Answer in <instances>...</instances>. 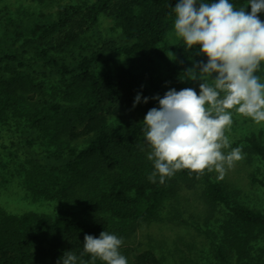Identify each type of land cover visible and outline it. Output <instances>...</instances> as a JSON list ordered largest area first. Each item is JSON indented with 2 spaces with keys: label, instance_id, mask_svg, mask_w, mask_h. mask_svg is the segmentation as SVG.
Returning a JSON list of instances; mask_svg holds the SVG:
<instances>
[{
  "label": "trees",
  "instance_id": "trees-1",
  "mask_svg": "<svg viewBox=\"0 0 264 264\" xmlns=\"http://www.w3.org/2000/svg\"><path fill=\"white\" fill-rule=\"evenodd\" d=\"M176 2L95 0L63 10L53 5L58 14L52 18L57 24L51 37L37 35L33 28L29 36L5 39L0 48V123L18 107L12 126L24 129L29 153L18 170L32 197L27 200L70 206L0 213V264H57L70 250L78 264H103L79 256L85 233L98 236L104 229L130 237L137 225L160 220L165 201L177 197L181 188L199 190L207 211H222L225 219L214 232L221 264H239L250 256L255 228L264 227V210L241 202L229 183L211 171L189 169L177 170L164 183L148 179L153 166L146 157L142 120L157 106L151 97L193 83L182 79L183 71L206 59L173 38L170 6ZM246 2L232 0L237 8ZM103 18L115 22L117 36L100 35ZM45 79L51 81L50 98L23 93L41 89ZM138 92L150 99L133 107ZM44 134L54 146L39 152L33 146ZM247 140L246 150L264 158L263 131L252 132ZM127 259L128 264H168L153 246Z\"/></svg>",
  "mask_w": 264,
  "mask_h": 264
},
{
  "label": "clouds",
  "instance_id": "clouds-1",
  "mask_svg": "<svg viewBox=\"0 0 264 264\" xmlns=\"http://www.w3.org/2000/svg\"><path fill=\"white\" fill-rule=\"evenodd\" d=\"M250 6V10L248 9ZM174 34L184 47L206 57L185 69L186 80L199 81L191 87L168 88L151 99L142 120L146 157L152 162L148 179L164 183L177 170H217L239 159L241 148H231L225 128L232 123V110L264 122V82L256 71L264 62V0H247L235 7L232 0H177L170 6ZM150 97L137 93V103ZM122 237L104 229L98 236L85 233L80 257L88 255L103 264H128L121 252ZM76 253L65 251L57 264H78ZM79 264H86L79 260Z\"/></svg>",
  "mask_w": 264,
  "mask_h": 264
},
{
  "label": "rangeland",
  "instance_id": "rangeland-1",
  "mask_svg": "<svg viewBox=\"0 0 264 264\" xmlns=\"http://www.w3.org/2000/svg\"><path fill=\"white\" fill-rule=\"evenodd\" d=\"M40 1L18 0L16 7L10 9L9 4L12 0H0V48L5 45L6 38L12 42L19 37V34L26 33L29 36L33 28H37V35L44 34L47 38L51 37L52 29H55L57 24L52 18L58 14L54 6L62 10L73 5L78 8L79 5H86L95 0ZM247 10H250V6ZM258 15L264 20V13H258ZM99 29H101L100 35L104 38L118 35L115 22L109 18H103ZM173 38L182 39L176 35ZM259 69L256 75L261 77V82H264V63ZM45 81L46 79L41 89L33 87L23 93L28 97L32 95L36 98H50L51 81ZM198 83L199 81L186 83L185 88L191 87L198 92ZM15 109L13 108L12 116L7 119L9 123L7 120L0 123V134L3 135L0 138V213L25 210L51 212L70 206L68 203L56 200L38 199L36 202L27 200L32 197L26 193L23 178L18 174V170L20 160L27 159L29 153L22 137L24 129L19 130L12 126L19 115ZM232 112V123L224 130L230 141V146L225 151L239 146L241 148L240 157L235 159L231 165H226L223 172L215 169L211 172L215 178L223 179L229 183L231 188L237 190L239 200L245 205L264 210V185L262 183V180L264 181V158L258 153H249L245 147L249 144L247 136L252 132L263 131L264 134V122L257 123L235 112L234 109ZM53 146L54 144L44 134L37 139L33 148L44 152L52 149ZM25 206L27 207L24 208ZM205 206L199 190L181 188L177 197L171 196L165 201L160 220L139 224L130 237H122L121 252L127 257L146 247L153 246L158 254L165 257L168 264H221L216 258L217 237L214 240V232L220 219H225V217L222 211L210 212ZM207 216H209L208 219H206ZM254 233L257 238L253 242L250 256L240 260L239 264H264V227H256Z\"/></svg>",
  "mask_w": 264,
  "mask_h": 264
}]
</instances>
